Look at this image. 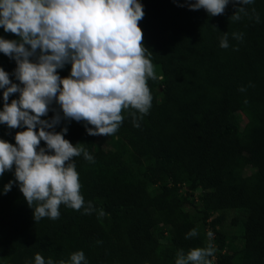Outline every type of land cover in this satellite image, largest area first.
Here are the masks:
<instances>
[{"label": "trees", "instance_id": "1", "mask_svg": "<svg viewBox=\"0 0 264 264\" xmlns=\"http://www.w3.org/2000/svg\"><path fill=\"white\" fill-rule=\"evenodd\" d=\"M139 2L144 46L158 77L147 82L151 108L142 118L137 112L139 127L129 109L113 135L92 136L85 122L64 118L55 101L49 106L41 119L61 116L50 130L67 127L65 139L93 156L94 162L82 154L72 162L84 208L91 202L94 210L61 204L58 219L34 221L35 203L29 207L9 174L15 168L6 171L0 176V264H35L36 253L45 264H67L76 251L84 252L86 264H175L179 250L207 246L206 227L213 234L212 264H264V0L246 5L239 21L231 19L243 6L236 0L217 16L191 10L195 0ZM225 34L228 48L220 46ZM0 38L19 39L2 27ZM0 67L20 83L14 59L3 54ZM70 70L68 63L57 71L65 77ZM18 98L11 94L8 102ZM24 127L0 124V139L15 144ZM185 204L191 210L184 211ZM224 225L238 228L240 246ZM193 228L198 235L186 239Z\"/></svg>", "mask_w": 264, "mask_h": 264}, {"label": "clouds", "instance_id": "2", "mask_svg": "<svg viewBox=\"0 0 264 264\" xmlns=\"http://www.w3.org/2000/svg\"><path fill=\"white\" fill-rule=\"evenodd\" d=\"M236 2L243 6L231 19L239 21L253 0ZM228 4L229 0H195L188 7L203 8L217 16ZM143 17L139 0H0V27L19 38H0V52L16 61L14 75L20 82L13 83L0 67V89H4L0 124L10 129L25 126L16 132L15 144L0 139V176L15 168V182L24 199L32 209L36 205L34 221L58 219L61 204L77 211L84 208L79 173L72 160L82 154L94 162L82 143L73 145L65 139L67 127L59 132L50 130L60 123L59 112L51 120L41 119L54 101L64 118L85 122L92 136L113 135L124 120L122 112L129 109L135 110L129 115L139 127L137 112L142 118L151 108L147 82L158 77L144 46L139 26ZM232 35L237 40L243 38L241 33ZM220 46L229 47L227 34ZM68 63L70 74L61 77L57 70ZM14 93H19V98L9 103ZM41 141L46 148L40 147ZM12 185L9 181L4 186L5 194ZM93 210L91 202L84 208L85 214ZM99 215H105L103 209ZM197 235L193 228L185 238ZM207 236V246L191 248L187 253L179 250L175 264H212V232ZM35 264H45L40 253L35 254ZM47 264L53 261L48 259ZM67 264H86L84 252H73Z\"/></svg>", "mask_w": 264, "mask_h": 264}, {"label": "rangeland", "instance_id": "3", "mask_svg": "<svg viewBox=\"0 0 264 264\" xmlns=\"http://www.w3.org/2000/svg\"><path fill=\"white\" fill-rule=\"evenodd\" d=\"M2 53H0V57H2ZM243 125V121L240 122V128L241 126ZM13 173H15V171L9 173L10 175H12ZM182 209L184 211H188L191 210V207H189V204H185ZM234 215V211H230L226 214V219H230L232 216ZM224 229L227 230V233L230 235V239H232L233 237H236L235 239V242H234V245L236 246H240L241 245V242L240 240L238 239V235H239V230L236 226H227V225H224ZM205 233H206V236L203 238V241H207L208 240V236H207V233L210 232V230L208 229V227L205 228ZM232 237V238H231ZM213 238V237H212Z\"/></svg>", "mask_w": 264, "mask_h": 264}]
</instances>
